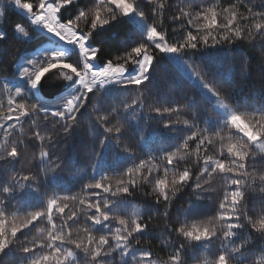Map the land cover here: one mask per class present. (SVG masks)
I'll return each instance as SVG.
<instances>
[{"label":"snow or ice","instance_id":"6c2138e0","mask_svg":"<svg viewBox=\"0 0 264 264\" xmlns=\"http://www.w3.org/2000/svg\"><path fill=\"white\" fill-rule=\"evenodd\" d=\"M10 4L24 14L25 23L14 24L11 34L0 29V53H4V45L10 37L15 43L25 45L35 40L38 33H43L50 34L52 42L31 56L19 57L17 52L12 53L16 65L12 79L19 83L13 91L8 79L4 80L3 93L7 94V100L6 104L0 103V132L4 134L0 141V264H5V260L8 264H15L17 252L23 254L21 264H113L114 254L119 256V264H159L152 259L151 251L132 246V240L138 239V234L147 232V224L141 222L139 213L126 214L127 202L123 198L131 195V190L141 181L152 184L155 203L166 205L163 215L167 219L177 192L191 188L192 195L200 201L205 198L204 193L216 191L211 184L217 176L224 189L219 210L206 223L191 219L198 215L195 208L179 210L184 216L183 221L178 215L176 223L179 226L168 231L174 230L178 237H183L187 246L183 242L179 247L173 246L167 264H186L184 254L187 247L209 249L215 239L220 240V245L210 253L213 258L205 259L203 264H264V175L249 172L250 167H255L257 157L264 162V91L258 106L247 102L238 106L230 102L231 92L222 91L223 84L228 81L222 84L216 78L208 79L207 72L193 71L195 61L191 55L201 47L210 49L222 42L243 39L245 34L253 46L258 36L264 43V10L253 11L248 7V15H241L239 5L230 4L222 13L212 9L209 15V10L202 9L197 13L194 25L191 14L181 8L173 21L188 17V25L203 34L188 31L183 42L170 43L166 33L159 31L155 23H144L148 15L142 10L146 7L143 0H10ZM72 7L74 12L70 16L64 15ZM260 7L264 9V0H261ZM159 8L163 12L165 5L161 4ZM155 14L153 9L152 15ZM3 15L0 12V16ZM221 17L225 23L218 22ZM125 18H133L140 41L130 51L123 46L122 55L116 56L117 62L114 63L113 59L104 58L103 47L96 46L93 33ZM81 21L85 25L83 28ZM185 56L192 63L183 61ZM162 57L172 58L177 64L183 63L194 87L214 101L209 106L216 113L212 121L215 129L205 127L199 132L192 131L176 152L161 148L158 157L150 156V160L166 161L163 177L158 173L154 177L148 162L141 161L139 165L133 162L123 174L127 179H117L113 187L110 182L105 183L111 178L103 168L102 158L106 150L121 148L122 126L111 125V118L118 114L117 108L112 107L101 115V109L94 106L92 113L97 117L99 148L93 145L97 160L92 166V182L84 185L87 195L79 198L75 210L70 208L68 201L75 202L76 196L54 194L46 202L37 199L39 185L34 187L36 176L21 175L16 169L21 160V147L27 148L32 143L31 139L26 142L23 138H14L17 126L22 128L23 123L31 119L34 127L47 132L48 147H52L72 133L94 97L96 104L101 100L107 104L108 97L124 89L151 83L152 72ZM121 60L123 63L118 62ZM201 64L204 68L209 67L203 60ZM41 92L51 97V105L41 99ZM64 92L67 95H63ZM49 124L51 130H48ZM191 127L189 125V129ZM164 128L170 129L172 125L165 123ZM41 130L34 132L33 138L41 141L40 164L47 165L50 172L41 170L45 179L50 178V173L54 178L60 165L52 166L54 162L51 153L44 150L45 136ZM217 137L219 152L208 155L207 149ZM193 139L198 140L197 170L194 172L193 168L186 167L177 171L180 160L190 159L191 152L187 150ZM182 149L184 155L178 157L177 153ZM201 150L204 152L202 165ZM123 151L132 157L129 145H124ZM146 166L149 174L143 175ZM170 170L173 173L171 180ZM5 172L11 173L7 179L4 178ZM134 173L141 175L137 177ZM257 187L258 193L250 197L248 190ZM12 201L16 202V208L9 222ZM81 216L84 218L83 227L74 231L72 225H78ZM57 220L61 222L57 224ZM113 220L119 227L113 229ZM41 221H46L48 227L38 229L37 236L29 239L28 233ZM97 233L100 234L97 236ZM236 239H240L239 244L235 243Z\"/></svg>","mask_w":264,"mask_h":264},{"label":"trees","instance_id":"16d2710c","mask_svg":"<svg viewBox=\"0 0 264 264\" xmlns=\"http://www.w3.org/2000/svg\"><path fill=\"white\" fill-rule=\"evenodd\" d=\"M24 2H34V0H24ZM143 2L146 7L142 10L148 15L145 22L147 24L155 23L159 31L166 33L170 43L183 42L184 35L188 31L197 35L203 34L197 33L194 27L188 25V17H182L180 21H173L172 18L180 14L181 8L191 14L194 25L197 23L195 17L202 9L209 10V15L212 9L222 13L223 8L230 4H238V11L241 15H248V7H251L253 11L264 10L260 7L261 0H143ZM161 4L165 5L163 12L159 8ZM153 9L156 10L155 16L152 15ZM74 10L72 7L66 10L64 15L70 16ZM0 12L4 13L3 16H0V29L7 30L10 34L14 24L25 23L24 14L14 5H11L10 0H0ZM218 22L225 23L226 21L221 17ZM202 23L203 21H201ZM80 26L85 27L83 21H81ZM47 41L46 36L38 33L35 40L25 45L15 43L11 37L6 42L4 53H0V103L6 104L7 100V94L3 93L5 78L8 79L9 83H19L18 80L12 79V75L16 71L12 53L17 52L19 57L31 56ZM93 41L97 43L96 46L103 47L105 59L111 58L116 63L115 57L122 55L123 46H126L130 51L131 47L140 41V36L137 27L125 18L118 23L113 22L106 25L103 29L93 33ZM209 43L211 44V40ZM191 55L195 61L193 71L207 72L208 79L216 78L221 80L222 84L223 81H228L227 84H223L222 91L232 93L230 102L238 106H242L245 102L259 105V98L264 91V43H262L261 37L255 38L254 46L245 34L243 39H234L232 43L222 42L217 47L210 49L201 47ZM202 60L209 65L208 68L203 67ZM183 61L192 63L187 56L183 57ZM118 62L123 63L122 60ZM43 101L49 105L53 103L52 100ZM32 102L35 103L36 101L33 100ZM189 104L191 106L186 107ZM209 104L210 102L194 87V84L181 74L173 61L170 58L162 57L152 72L151 83L145 82L139 87L132 86L124 89L108 97L107 104L103 100L100 104H96L94 97L92 103H89L87 109L84 110L85 115L80 118L72 133L67 138H61L52 147H48L47 132L34 127L31 119L24 122L22 128L17 126V131L13 134L14 138H23L26 142L31 139L32 143L27 148L21 147V160L16 165V169L21 175L33 174L36 176L34 187L36 184L39 185L36 193L37 199L46 202L54 194L76 196L78 199L75 202L68 201L70 208L75 210L79 206V198L87 195L84 185L92 182L94 175L92 166L97 160V157L93 155V145L95 144L96 148H99L95 124L97 117L92 113L94 106L101 109V115L105 111L111 110L112 107L118 109V114L111 118V125L122 126L121 148L106 150L102 158L103 168L111 178L105 183L110 182L114 187L117 179L121 177L127 179V176L123 174L127 172L129 167H132L133 162L139 165L141 161H146L148 166L152 167L154 177L157 173L163 177L166 161L150 160L149 157H158L160 155L158 150L161 148L176 152V148L182 146L183 139L190 136L192 131L199 132L205 127L215 129V124L212 121H214L216 113ZM125 105L129 107L126 109ZM166 108H171L173 111L164 112L163 110ZM156 109L161 111L157 112ZM165 123H170L172 128L165 129ZM189 125H192L190 129ZM51 128L52 126L49 124L48 130ZM38 130H41V134L45 136L44 150L51 153V160L54 162L52 166L54 167L56 163L60 165L54 178H51L50 173V178L45 179L41 170L43 168L50 172L47 165L40 164L41 141L33 138L34 132ZM2 139L0 136V141ZM112 143L115 141L113 140ZM197 144L198 140L196 139L189 141L187 151L191 152V157L180 160L177 171L186 167L193 168L194 172L197 170ZM124 145L130 146L131 158L123 151ZM219 149L220 143L217 137L216 142L208 147L207 154L215 155ZM203 154L204 152L201 150V165ZM183 155V149L177 153L178 157ZM148 166L142 170L143 175L149 174ZM249 172H255L257 176L264 175V162L257 157L255 167H250ZM172 174L170 170L169 180H171ZM9 175L11 173L5 172L4 178L7 179ZM134 175L139 177L141 173H134ZM193 180H195V175ZM211 187L216 191L204 193L205 198L200 201H197L192 195L191 188L177 192L169 208L170 215L166 219L163 215L166 205L163 202L156 205L153 185L141 181L138 187L131 190V195L123 198L127 202L125 204L126 214L139 213L141 222L147 224V232L143 235L138 234V239L132 240V246L151 251L153 253L152 259L157 260L159 264H167L173 246L179 247L181 242L187 246L183 237H178L174 230L168 231L169 228L174 229V227L179 226L176 223L178 215L180 221H183L184 216L179 210L195 208L198 215L192 216L191 219H195L197 223H206L209 217L215 216L219 210V201L224 195L219 176L213 178ZM248 193L250 197L255 196L258 193V187L255 190L249 189ZM15 208L16 202L12 201L9 207V222L13 219L11 213L15 211ZM60 222L59 220L56 221L57 224ZM83 224L84 218L81 216L79 224L72 225L73 230L75 231L77 227H83ZM111 225L113 229L119 227L114 220ZM47 227V222L41 221L36 225V228L28 233L29 239L37 236L38 229H46ZM81 234L83 235V233ZM99 234L97 233V236ZM218 235L222 234L218 233ZM253 235L255 236V234ZM235 243L239 244L240 239H236ZM219 245L220 240L215 239L209 249L187 247L184 254L186 264H203L205 259H212L210 253L215 252ZM22 255L21 252L16 253L15 264H21L20 257ZM5 264H8L7 260H5ZM113 264H119V256L116 254H114Z\"/></svg>","mask_w":264,"mask_h":264},{"label":"rangeland","instance_id":"374dc122","mask_svg":"<svg viewBox=\"0 0 264 264\" xmlns=\"http://www.w3.org/2000/svg\"><path fill=\"white\" fill-rule=\"evenodd\" d=\"M131 23H132V19L133 18H127ZM144 23H146V22H144ZM133 24V23H132ZM147 24V23H146ZM134 25V24H133ZM134 26H136V25H134ZM41 34H43V33H41ZM44 35V34H43ZM44 36H46L47 38H48V41L42 46V47H40L39 49H37V50H41V49H43V48H45L47 45H49L50 44V42H52V38L50 37V35H44ZM36 50V51H37ZM36 51H34L33 52V54L36 52ZM171 60H172V58H170ZM173 61V60H172ZM173 63H174V65L179 69V71L181 72V74L188 80V81H190V82H192L193 84H194V81L192 80V79H190V77H189V75H188V73L184 70V67H183V63H180V64H177V63H175L174 61H173ZM15 85H17V83L16 82H10L9 83V87L10 88H12V90L14 91V86ZM198 89V88H197ZM199 90V89H198ZM200 91V90H199ZM202 93V92H201ZM203 95H204V97L210 102V103H213L214 101L211 99V98H209V97H207L204 93H202ZM3 133L2 132H0V136H2V138H3Z\"/></svg>","mask_w":264,"mask_h":264},{"label":"water","instance_id":"95a60500","mask_svg":"<svg viewBox=\"0 0 264 264\" xmlns=\"http://www.w3.org/2000/svg\"><path fill=\"white\" fill-rule=\"evenodd\" d=\"M61 84L63 85V81H61ZM61 91H63V87H61ZM66 93H67V92H64L63 95L66 94ZM40 95H41V99H43V100H47V101H51V97L44 95L43 92H41ZM57 98H58V97H57Z\"/></svg>","mask_w":264,"mask_h":264},{"label":"bare ground","instance_id":"6f19581e","mask_svg":"<svg viewBox=\"0 0 264 264\" xmlns=\"http://www.w3.org/2000/svg\"><path fill=\"white\" fill-rule=\"evenodd\" d=\"M49 35H50V34H49ZM50 37H51V35H50ZM51 38H52V37H51ZM47 46H48V45H47ZM47 46H46V47H47Z\"/></svg>","mask_w":264,"mask_h":264}]
</instances>
